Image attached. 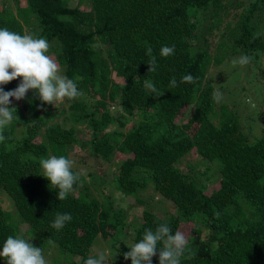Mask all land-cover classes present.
I'll use <instances>...</instances> for the list:
<instances>
[{
  "label": "trees",
  "instance_id": "16d2710c",
  "mask_svg": "<svg viewBox=\"0 0 264 264\" xmlns=\"http://www.w3.org/2000/svg\"><path fill=\"white\" fill-rule=\"evenodd\" d=\"M12 1L14 11L0 9V28L47 39L49 54L84 96L49 105L29 91L11 101L18 120L0 143V190L10 196L20 222L13 223L0 205V248L8 236H20L43 253L54 248L50 259L45 256L48 264H60L55 259L61 252L69 257L63 264H83L100 251L107 264H131L124 254L146 229L167 223L175 233L189 223L180 264H264V105L254 98L257 108L250 114L260 121L257 128L262 125L260 135L245 136L240 102L216 103L213 91L224 88L211 82L216 68L235 54L249 55L259 67L264 0ZM165 45L175 46L167 58L160 55ZM149 47L157 69L148 73ZM253 69L242 67L246 79ZM186 74L195 82L179 83ZM172 77L178 87H169ZM148 81L163 95L150 92ZM19 83L18 78L3 89ZM249 90L242 95L249 97ZM182 112L188 119L178 124ZM84 130L90 133L81 139ZM77 145L102 168L112 169L116 157L120 164L113 172L90 173L94 187L80 176L67 198L58 200L57 190L41 177L39 161L51 155L71 159ZM202 162L215 169L216 188L202 184L201 171H210L198 169ZM103 179L123 198L112 203L108 186L99 183ZM149 187L172 203L175 216L163 220L141 210L138 223L125 220L121 205L141 203ZM57 213L72 216L59 231L52 228ZM151 264H159L158 255Z\"/></svg>",
  "mask_w": 264,
  "mask_h": 264
},
{
  "label": "clouds",
  "instance_id": "9594fccd",
  "mask_svg": "<svg viewBox=\"0 0 264 264\" xmlns=\"http://www.w3.org/2000/svg\"><path fill=\"white\" fill-rule=\"evenodd\" d=\"M50 47L48 40L43 37H36L27 31L21 34L6 27L0 28V143L6 139L4 130L14 120H18L16 109L10 107L13 99L23 100L26 94L31 91L41 104L54 105L66 100L75 101L84 96L77 82L63 74L57 60L49 54ZM174 52V45H165L160 49L161 57L165 58L173 55ZM147 55L150 57L147 64L148 73L155 72L157 62L156 57L152 55L151 47L148 48ZM233 63L245 67L251 63V57L242 54L234 59ZM18 78L20 83L15 89L4 91V85ZM194 82V77L191 74L183 75L179 81V83ZM179 83L175 77H172L169 87H178ZM146 87L150 92L156 94V97L163 95L158 92L151 81L146 82ZM212 98L216 103L221 102L223 97L218 88L213 91ZM249 117L251 115L245 118L246 124L244 126L248 131L255 129L250 127L255 122L252 121V118L247 120ZM254 118L257 119V117ZM187 119L188 116L182 112L181 122L178 124L186 122ZM240 128V132L245 136L252 137L250 132L244 131L241 123ZM185 133L193 132L185 131ZM73 164V160L63 155H51L47 158H41L39 161L42 170L41 177L57 190L56 198L58 200L66 199L80 179V174L73 171ZM71 220V214L57 213L52 228L59 231ZM187 245L188 237L184 232L176 231L173 233L171 227L164 223L157 226L155 231L146 229L143 237L128 248L129 250L124 254V259L130 260L131 264H151L152 258L158 255L159 264H180V259ZM53 251L56 250L51 248V254ZM0 259L5 264H48L41 247L33 246L30 240L20 236H8L6 238L2 248H0ZM83 264H107V254L100 251L96 256L85 259Z\"/></svg>",
  "mask_w": 264,
  "mask_h": 264
},
{
  "label": "rangeland",
  "instance_id": "374dc122",
  "mask_svg": "<svg viewBox=\"0 0 264 264\" xmlns=\"http://www.w3.org/2000/svg\"><path fill=\"white\" fill-rule=\"evenodd\" d=\"M5 1L6 2L3 5L0 3V9L6 8L8 6V7H11V9L14 11L13 1L12 0H5ZM201 24H202V28L205 29L207 23L203 21ZM204 29H201L200 31H198V34L200 32H203ZM196 42L198 41L196 40L195 43ZM237 58L238 57L235 54L233 58L227 60L222 65L218 66V68H216V71H214L213 75L211 76V78L215 81L211 79V82H214L216 83L217 86H222V88H224V93L226 95L227 100H225V98L223 97V102L225 101L230 102L231 99H233V101H235L232 104L233 106L238 104V102H240V104L237 106V110H238V119L241 123L242 128L244 129L246 133L250 132L251 134H253L254 132V136L256 135V133L259 136L260 130L258 128H262V125L257 128V125L258 123H260V121L256 122V119L253 116L247 118V120L252 118V121L255 122L256 124L254 127L255 129H251L250 131H248V129L245 128L244 126L246 124L245 118L249 116L250 114H252L253 111L257 108V105L255 106L254 103H257L258 101L261 105H264V56L257 55L256 63L259 64V67H256L257 65L253 64V60L250 63V67H252V69L255 68V70L254 69L251 70L249 74V79H246V77H244V75L242 74V67L238 64L233 63V60ZM211 70L212 69H210V71ZM215 72L216 74H214ZM219 84H223V85H219ZM249 86H251L252 91L251 90L247 91V93L250 96L245 97L242 94L246 92V88H248ZM221 93L222 95H224L223 92ZM118 98H119V95H118ZM254 98H256L257 101H255ZM229 102L227 103L230 104ZM113 112L115 111L113 110ZM180 119H181V116L178 117L177 121L181 122ZM89 133L86 130H84L80 133L79 136L81 139H86V136H88ZM82 149L83 148L77 145V147L74 148L73 150V154L71 156V160L74 161L73 170L79 173L81 178L86 179V181L90 183L91 187H94V186H93V180H91L89 176L90 173L95 174L97 171H99V174L101 175L103 173V170L105 169L108 172H113L116 169L115 164L117 163L120 164L119 162L120 160L116 157L115 161L113 162L114 165L113 164L111 165L112 169H109L108 166H105L102 168V166L98 164V161L93 160V159L91 160L90 158H88L87 153L84 152V150ZM188 159H191V158L189 157ZM205 167H209L210 171H208L207 174L204 173V171H201L203 172L202 184L204 185L205 188L211 190L212 188L217 187V182L219 180V177L216 175V171L213 168V166L209 164H205L203 162L198 164L199 170H202V169L204 170ZM108 181H111V180H108ZM108 181H106V179H103L99 183L101 186L103 185L108 186L105 194L107 195V197H110L112 203L116 199H119V197L123 198L115 188L114 189L112 188L113 187L112 183H109ZM98 187H99V184H97V188ZM91 192L93 193V195H96L97 197H99V194L95 190H92ZM141 200H142L141 203H136V202H132L131 200H129L128 203L121 205L124 209L123 213L125 214V220L131 221V219H137L141 217V213H140L141 210L152 212L163 220H168L170 216H175V208L171 204V202L164 200L160 196L154 194L151 187H149L142 194ZM0 205L8 212L9 215L12 216L10 218L13 223L18 224L20 222L19 221L20 217L14 207V203L12 202L10 196L6 194L3 190H0ZM139 220L137 219L136 222H133V221L132 222L136 224L139 222ZM191 228H192V225L189 223H186L181 226L180 231L184 232L185 235L187 236L188 233L191 231ZM26 229H27L26 225L20 224L21 233H24ZM127 235L129 236V234ZM99 239H100L99 241L100 243L107 244V245L111 244V242L108 241L107 239L106 240L102 238H99ZM128 242L129 244H131L132 241H127V243ZM44 254H45L44 256H48V257L50 256V254L47 252ZM68 260H69V257H66L65 253L61 252L60 254H58V257L55 259V262H59L60 264H63V263L68 262Z\"/></svg>",
  "mask_w": 264,
  "mask_h": 264
}]
</instances>
